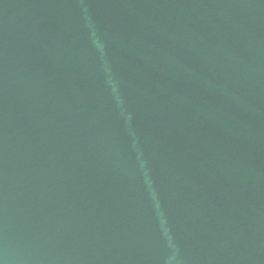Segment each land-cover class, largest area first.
<instances>
[{"label": "water", "instance_id": "1", "mask_svg": "<svg viewBox=\"0 0 264 264\" xmlns=\"http://www.w3.org/2000/svg\"><path fill=\"white\" fill-rule=\"evenodd\" d=\"M0 264H264V0H0Z\"/></svg>", "mask_w": 264, "mask_h": 264}]
</instances>
